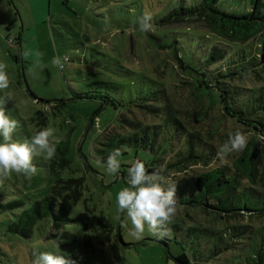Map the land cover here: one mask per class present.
<instances>
[{"label": "rangeland", "instance_id": "obj_1", "mask_svg": "<svg viewBox=\"0 0 264 264\" xmlns=\"http://www.w3.org/2000/svg\"><path fill=\"white\" fill-rule=\"evenodd\" d=\"M142 1L153 9V26L148 32L139 30L134 10L127 7L117 9L116 0H0V62L7 61L5 70L8 79L14 81L18 76V66L10 61L7 55L9 50H16L15 54L20 62L18 64L24 75V91L20 87L10 90L22 110L21 115L32 118L35 117L34 112L43 111L46 107L42 102H33L35 100L29 106L26 105L24 93L26 86H29L36 96L45 99L72 98L63 112L66 116H74L65 119L61 113L54 115L46 112L49 119L44 128L54 129V135L49 138L50 142L56 143L66 133L71 134L73 142L65 155L69 161L66 168H60L57 172L50 170L48 164L51 159H46L42 153L33 158L37 173L30 180L13 172L0 181V264H30L36 251L67 256L78 253L87 264H178L176 259L182 258V255L191 263L199 264L255 263V250L249 247L250 244L244 245L240 240L241 244L225 247L228 242L220 236L207 237L198 229L187 228L190 224L200 225L197 219L187 215L189 209L188 213L194 214L203 224L221 229V222L216 223V220H222L217 219V211L205 213L202 205L178 208L173 219L175 221L168 226L170 236L158 238L146 227L143 237L139 240L129 234L132 225L127 213L117 210L116 195L127 186V169L134 161L140 159L142 162H148L154 158L153 160L163 164L170 160L169 156L184 150V146L189 147L184 154L187 156L190 153L202 155V151L208 150L212 145L203 146V141L211 140H199L198 137H204L203 134L198 130L194 133L191 126L185 124L183 116L180 121L184 127L179 128L177 121L169 120L167 111L159 104L158 99L152 102L146 99L145 102L140 101V105H136L134 99L136 101L138 98H150V94L155 95L158 87L180 77L188 81L187 84L172 90V95L176 91L174 106L187 111L198 104L197 107L202 109L198 118L205 122H200L199 125L202 132H207V136L216 134L220 137L226 134L224 131L227 129L244 127L224 112L225 102L221 96L226 90L232 97H238V109L242 110L246 117H257L256 119L264 121V112L254 111L261 93L255 87L262 81L257 84L255 81L247 83L248 90H243L241 81L237 78L231 83H219V88L212 87L207 92L196 87L198 78L206 76L208 80L209 77L213 80L215 71L220 72L218 79H228V72L235 70L236 65H241L245 59H250L255 54L257 40L222 41L194 22L165 27L159 25V19L164 13L182 3L189 5L193 0H119V4H137ZM261 1L264 3V0ZM218 8L231 13H244L250 8V0H219ZM33 11L39 17H35ZM18 32L21 34V43L19 46H13L7 37L16 39ZM258 42L264 43V37ZM213 47L223 48L224 55L222 61L208 65L205 56L209 55ZM57 56L61 58L63 68L53 65L52 60ZM230 64L233 67L230 68ZM222 74L227 76L221 77ZM99 80L110 82L112 86L100 88L95 84L90 85L91 82ZM216 82L217 79L213 81L214 84ZM114 83H117L119 88L113 87ZM16 85L14 82L13 86ZM88 89L108 92L115 100L131 102L122 108L117 106L102 109L95 125L85 127L94 106L74 99V93ZM169 91L171 92L170 88ZM190 92L198 94L192 102L188 96ZM152 104L160 107V111H152ZM117 111L119 112L116 113ZM128 111L139 113L141 127L135 129L138 134L134 137L146 134V137L155 138L154 140L159 141L161 150L159 153H153L141 148L138 150V158L135 159L133 148L121 146V155L118 157L121 165L119 174H109L106 168L96 162L98 159L103 162L113 151L106 147L103 151H97L101 149L100 131L105 126H125L122 122L125 117L118 114ZM23 116L20 117L23 118V123L27 124ZM37 116V119L31 120L26 126L18 122L19 126L13 134V139L20 142L30 140L34 134L32 131L41 125ZM128 116L134 121L133 114ZM206 123L212 124L213 127L209 130ZM191 144L194 145V152H191ZM252 151L253 145L247 153ZM243 153L244 151L241 154ZM245 160L247 162L248 157ZM194 176L195 171H190L189 174L177 176L181 181L177 178L166 180L168 183L177 181L176 189L179 184L186 188L184 192H189ZM59 178H79L83 182V194L76 203L65 195L60 199L72 220L57 228L51 217L37 219L28 237L10 229L25 208L50 194L51 186ZM241 198L249 199L248 192H242ZM13 201H21L22 205L11 209L8 204ZM242 204L243 201L238 205ZM252 204L251 199L249 205ZM94 217L100 218L110 226L106 229L108 232L103 231L100 224L91 221ZM259 217L264 220L263 213ZM63 232L75 234L76 241L69 245L57 242L54 234ZM181 233L183 235L178 237ZM208 240H213L217 246L208 245Z\"/></svg>", "mask_w": 264, "mask_h": 264}, {"label": "trees", "instance_id": "obj_2", "mask_svg": "<svg viewBox=\"0 0 264 264\" xmlns=\"http://www.w3.org/2000/svg\"><path fill=\"white\" fill-rule=\"evenodd\" d=\"M116 1L115 7L117 9L127 7L128 9L134 10V18L136 19L138 26L139 17L145 14H148L151 17L153 15V9H150L149 5H145L144 3L146 2L144 1L137 4L126 5L119 4V0ZM218 2L219 0H193L189 5L182 3L178 7H174L170 11L164 13L159 19V25L165 27L172 24L180 25V23L183 22H194L207 29L211 34L215 35L222 41L255 42L257 40L255 54L250 59H245L241 65L238 64L236 65L237 67L234 66L236 69L228 72V79H218L217 77L220 72L218 73L215 71L212 77L213 80H211V77H209L210 80H208L206 76L198 78L196 87L207 92L212 87L217 86L219 88V83H231L237 78L241 81L243 90H248L249 88H247V86L251 81H255L256 84L259 81H262L255 87L261 91V93L257 98L258 104L254 106L256 107L254 108V111L261 110L264 112V43L258 42L261 37H264V3L261 0H250V8L246 12L231 13L219 9ZM33 13L35 17H39L34 11ZM17 35L18 37L16 39H9L7 37L13 46H19L21 43V34L18 32ZM16 40L18 42H16ZM214 50L216 51L214 52ZM15 51L9 50L7 58L10 61L12 60V62L17 63L18 76L14 81H9V84L11 83L10 87L0 90V103H4L6 115L21 122L25 126L31 120L33 121L37 119L36 115H38L37 117L40 118L39 124L41 125L38 129H34L32 131L33 133L46 126L49 119L47 113H52L54 115L61 113L66 117L65 119L68 117L73 118L74 116H66L63 112L64 108L69 104V101L72 98L52 97L50 99H45L36 96L29 86H26V91L24 93V98L27 101L26 105L29 106L32 104L33 100H35L33 102H42L46 105L43 111L38 110L34 112L35 117L25 118L21 115L22 110L18 106L14 93L13 99L5 102L6 93L12 92L10 89L20 87V89L24 91V75L20 64H18L20 62ZM223 55V48L213 47V50H210L209 55L205 56L206 63L210 65L222 61ZM66 60H68V57H66ZM229 62L231 63V60ZM3 63L7 65V61H4ZM180 66L183 67L182 64H180ZM229 67L231 68L233 66L230 64ZM205 73L209 76L207 71H205ZM223 76L227 75L222 74L221 77ZM216 79L218 83L216 82V84H214L213 81ZM187 81L188 79L178 77L175 81L158 87L155 91V95L150 94V98H144L143 100L138 98L136 101L134 99L133 102H136V105H140V101L145 102L146 99H149L152 102L158 99L160 101L159 104L163 105V108L167 111L166 116H168V119L177 121L178 127H184V124L180 121L181 116H183L185 124L191 126L194 133L200 131L203 134L204 137H198L199 140H211V142H202L203 146H209L212 144L209 146L210 148H208L209 152L207 149L203 148L202 155L190 153L186 156L184 154L189 147L184 146V150H180L179 154L175 152L169 156L168 158L170 160L166 163H158L157 160H153L154 158L148 162L144 161L143 163L148 172L156 171L164 176L165 186L168 183L166 179H176L179 174H189L190 171H195V176L192 178V185L189 192H184L183 190L186 188L179 184L177 185L176 197L178 208H187L188 205H202L204 206L203 210L206 211L205 213L215 210L218 213L217 219L222 218L220 221L216 220V223L220 224L221 222L222 227L221 229H216L203 224V222H201V220H199L194 214H192L193 216L189 214L188 212L190 211L187 209V215L192 219H197L200 223V225L197 226H192L191 224L187 225V228L198 229L204 232L207 237L218 235L228 242L225 243V247L241 244L240 240H242L243 244L245 243L247 246L250 244L249 247H252L255 250L254 259L256 260L254 261V264H264V220L259 217L260 214H264V208H258L264 206V121L256 119L257 117H246L243 111L238 109V97H232L233 95L226 90L224 91V95L221 96L222 100H224L223 102H225L223 106L224 112L233 117L238 124L243 125L244 127H232L231 129H227L224 131L226 134H223L220 137H217L216 134L207 136V132H202V127L199 125L200 122L203 124L205 122L200 121L198 118V115L202 110L197 107L198 104L188 108L187 111L174 106V102H176V98L174 97L176 91L172 95V90H175L184 83L187 84ZM14 82L17 84L16 86H13ZM92 84H95L100 88H109L112 86L110 82L102 80L91 82L90 85ZM189 84L190 83H188V85ZM191 85H193V83H191ZM113 87L117 89L119 88V85L114 83ZM169 88L171 89V92L169 91ZM197 95L198 94H193L192 92L188 93L191 102ZM152 96H154L153 99ZM74 99L81 100L83 103H86V105L94 106L93 111L87 118L88 123L85 127H92L95 125L96 120H98L99 117V112L102 109L107 107L115 108L117 106L122 108L124 105L131 102L115 100L108 92H102L99 90L92 91L91 89L79 93L75 92ZM150 109L152 111H160L161 108L152 104ZM136 111L121 112L118 114L125 117L122 119L125 126H112L111 128L105 126L101 129L100 134L102 136H100L99 140L101 149H97V151H103L104 147L114 150L126 145L124 148H133L135 159L138 158V150H141V148L148 152H160V143L159 141L154 140L155 138L146 137V134H144V136L141 135L140 137H134L138 134L135 129L141 127L138 120L140 119L138 117L139 113H136ZM118 112L119 111L116 113ZM128 114L134 115V121L130 119ZM141 114L143 115V113ZM20 116L24 117L27 124L23 123V118ZM212 127V124L206 123V128L210 130ZM237 130L244 132L247 137L250 138L248 144L244 148L243 154H241L243 151L234 152L233 154L231 153L228 156L227 161L222 164L219 159H217V150L221 144L227 141L229 132L234 133ZM131 133L134 134L131 135ZM72 142L71 134L68 132L61 138V140L54 143L56 153L48 164L50 170L57 172L58 169L67 167L69 161L65 155ZM252 145L253 151L248 154L247 151ZM193 147L194 145L191 144V152H194ZM175 156L176 158H174ZM247 157L249 162L248 160L247 162L245 160ZM188 160L191 162L188 163ZM177 180L181 181L182 179L178 177ZM82 183V180L79 178L57 179L56 183L51 186L50 194L41 200L32 202L28 208H25L18 215V221L12 223L10 229L21 232L24 237H28L32 230V226L37 219L51 217L53 221L52 223L57 228L61 227L64 223L70 222L72 218L69 217L68 210L66 206L61 203L60 199L65 195L70 201L76 203L83 194ZM245 191L248 192V196L250 197L247 200L241 198L242 192ZM251 199L253 204L249 205ZM241 201H243L244 204L238 205ZM21 205V201H13L8 204L11 209ZM249 206L256 208H250ZM256 217L258 218L256 219ZM91 221H94L95 224H100L102 230L108 232L106 229L110 228V226L105 222H102L100 218L94 217ZM208 222L212 224L211 221ZM185 223L189 224L188 222ZM180 227L181 226H179V228ZM182 235L183 234L181 233L178 237H181ZM54 239L60 244L69 245L74 243L77 237L70 232H63L60 234H54ZM164 244L166 245V243ZM208 245L217 246V244L215 245L213 243V240H208ZM182 256V258L179 257L176 259L178 264H199L197 262L191 263L187 260L185 255ZM68 257L74 262V264H87L81 259V256L78 255V253Z\"/></svg>", "mask_w": 264, "mask_h": 264}, {"label": "clouds", "instance_id": "obj_3", "mask_svg": "<svg viewBox=\"0 0 264 264\" xmlns=\"http://www.w3.org/2000/svg\"><path fill=\"white\" fill-rule=\"evenodd\" d=\"M152 17L145 14L138 18L139 30L141 32L150 31ZM53 65L63 68L61 58L54 57ZM6 64L0 62V90L9 87ZM13 99V93H6V101ZM17 120L10 118L5 113L4 103H0V181L8 177L11 173L22 175L30 180L37 173V168L33 163L34 156L45 154L46 159H52L56 153L55 144L50 142V137L54 135V129L41 128L31 136L30 140L23 142L13 139V134L18 128ZM248 143L247 135L237 130L229 132L228 139L221 144L217 150V159L223 164L228 156L233 152H241ZM121 155L119 149L111 151L106 160L96 162L106 168L109 174H119L121 167L118 157ZM127 186L123 187L116 195L117 210L120 213H127L131 221L132 228L129 234L139 240L143 237L145 228L158 238L170 236V228L178 210L176 197V183L173 181L165 186V178L160 172H148L145 164L134 161L127 169ZM59 248V244L57 245ZM30 264H74L66 254H54L52 252L33 253Z\"/></svg>", "mask_w": 264, "mask_h": 264}]
</instances>
